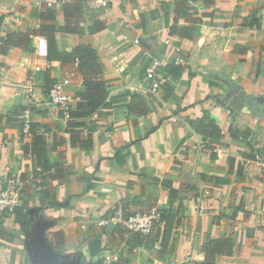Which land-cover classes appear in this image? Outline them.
<instances>
[{"label":"crops","instance_id":"crops-1","mask_svg":"<svg viewBox=\"0 0 264 264\" xmlns=\"http://www.w3.org/2000/svg\"><path fill=\"white\" fill-rule=\"evenodd\" d=\"M10 1L23 5L14 8L18 29L37 24L23 12L30 0ZM46 1L56 5L62 24L57 1L40 0ZM173 1L85 0L86 18L106 26L98 36L110 95L137 92L149 107L144 115L120 106L94 114L87 151L71 146L68 117L45 104L42 71L68 79L74 103L73 93L83 90L75 67L47 62L41 36L31 48L0 54V113L29 105L22 117L43 124L49 160L58 165L33 179L19 126L0 130V191L10 174L18 175L20 218L27 219L25 230L15 213L0 220V264H104L107 257L111 264H191L202 262L206 242L219 238L231 248L216 264H264V183L246 162L256 153L264 161V0H189L197 25L192 39L169 34ZM6 26L3 19L2 34ZM57 38L70 50L68 35ZM169 62L179 76L164 77L153 92L148 69ZM57 131L66 142L52 149ZM152 208L173 219L166 240L165 220L159 232L144 236L122 225Z\"/></svg>","mask_w":264,"mask_h":264},{"label":"trees","instance_id":"trees-1","mask_svg":"<svg viewBox=\"0 0 264 264\" xmlns=\"http://www.w3.org/2000/svg\"><path fill=\"white\" fill-rule=\"evenodd\" d=\"M56 1L60 6L63 17L62 24L56 22L57 7L54 4L49 6L46 4L25 6L23 7V12L27 21L33 20L37 24L29 26L27 22L22 29H8L4 34L0 31V54H5L10 47L31 48L34 45V37L41 36L46 43L45 60L47 62L57 61L61 66L69 65L75 67V71L81 77L83 90L73 93L72 97L76 101L74 103L71 102L69 109L66 111L59 109L58 116L65 117L66 114L68 115L64 132L69 135L71 146L87 151L92 146L91 132L94 128L88 123V120L94 114L105 108L120 106L126 108L129 113L144 115L149 112V107L143 97L137 92L121 90L115 95H110V81L103 75V70L107 63L101 37L98 36L106 27L104 21L99 18H86L85 0ZM188 1H173L174 21L172 24H167L170 35H178L186 39L194 37L197 25L189 17L191 13L186 6ZM179 18L184 19L188 23L179 25ZM3 19L4 15L0 14V26L3 23ZM58 32L70 37V50L59 47ZM155 73L162 78L166 76L176 78L179 76L180 71L179 66L169 62L164 67L155 69ZM42 77L44 88L46 89V98L50 87L56 79L51 76L49 68L42 71ZM29 109V105L18 104L13 106L7 113H0V130L19 126L22 151L30 154L33 162V179L39 177L44 179L46 174H49L52 170H58V165L49 160L48 140L44 133L45 131L42 130L43 124L41 122H29V136L28 140H25L22 132V114ZM83 128H86L84 135L82 134ZM65 142L63 133L60 131L53 133L52 149L64 145ZM49 204H54V202L51 201ZM18 206L15 207L12 213H15L17 221L21 224V229L25 230L27 219L20 218L22 210ZM159 211L160 219L153 224L150 233L154 230L159 232V224L165 220L163 237L166 240L170 234V225L173 219L166 215L165 210L159 209ZM132 233L142 235L138 232ZM205 247L207 250L205 259L202 262H192L191 264H216V257L229 253L231 245L227 238H219L208 240ZM88 264H101V261Z\"/></svg>","mask_w":264,"mask_h":264},{"label":"built area","instance_id":"built-area-1","mask_svg":"<svg viewBox=\"0 0 264 264\" xmlns=\"http://www.w3.org/2000/svg\"><path fill=\"white\" fill-rule=\"evenodd\" d=\"M105 2L103 1V4ZM41 4L40 0H37L35 5L39 6ZM52 3L46 1V5H51ZM9 19L8 15H5L4 22ZM137 42V41H136ZM148 79L154 80L152 91H156L159 82L162 81V77L155 73V67L148 69L146 73ZM157 78V79H156ZM69 81L66 78H61L56 80L50 87L46 98L45 104L55 106L58 109L68 110L72 102L71 97L67 94L65 88ZM68 117V115H65ZM29 122L27 119L23 118L22 132L25 137L29 136ZM247 163H251L256 166L262 177V182L264 183V161L263 158L256 153L252 158L246 160ZM23 182L18 177L17 174H10L7 179V187L0 191V220L3 218L5 213H11L15 207L20 204V196L22 192ZM160 219V211L152 208L149 211L138 212L133 215L128 216L122 220V225L128 231L138 232L142 235H147L150 233L151 228L155 222ZM101 224V223H100ZM114 259L107 257L104 264H111Z\"/></svg>","mask_w":264,"mask_h":264},{"label":"rangeland","instance_id":"rangeland-1","mask_svg":"<svg viewBox=\"0 0 264 264\" xmlns=\"http://www.w3.org/2000/svg\"><path fill=\"white\" fill-rule=\"evenodd\" d=\"M36 1L37 0H30V2L27 1L28 5H24V7L29 6V5H35ZM24 3H26V2H24ZM22 6L23 5H21L19 2L15 3V2H11L10 0H1L0 1V7H2V8L6 7L5 12H3L2 14L8 15V17H9V19L7 21L8 26H6L7 28L4 30V32L8 29L17 30L18 28H20L22 26V25L20 26V23L22 22L21 18L19 16V14L15 12V9L17 10L19 7H22ZM63 43H66L65 40H63ZM151 68H149V69H151ZM20 198H21V196H20Z\"/></svg>","mask_w":264,"mask_h":264},{"label":"water","instance_id":"water-1","mask_svg":"<svg viewBox=\"0 0 264 264\" xmlns=\"http://www.w3.org/2000/svg\"><path fill=\"white\" fill-rule=\"evenodd\" d=\"M35 254H37V253L35 252ZM39 256H40V257H43V256H45V254H39Z\"/></svg>","mask_w":264,"mask_h":264}]
</instances>
